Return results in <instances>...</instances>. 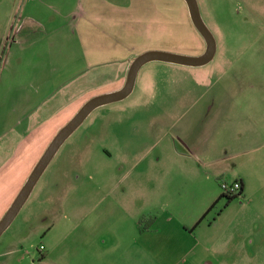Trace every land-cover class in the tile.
<instances>
[{
    "label": "rangeland",
    "instance_id": "rangeland-1",
    "mask_svg": "<svg viewBox=\"0 0 264 264\" xmlns=\"http://www.w3.org/2000/svg\"><path fill=\"white\" fill-rule=\"evenodd\" d=\"M197 2L216 41L213 61L199 68L148 63L138 72L131 95L93 111L55 155L1 235L0 264H104L105 255L87 247L107 243V233L112 243L120 244L129 239V230L136 232L135 222L145 215L161 216L166 213L162 208L170 207L180 212L187 203L199 205L210 192L223 195L220 180L232 182L234 176L210 185L203 173L211 176L232 168L228 154L250 176L246 210L240 212L238 199L228 206L222 197L207 222L223 214L215 227L221 231L228 223L221 222L236 213L264 214V152L255 162L242 160L264 136V0ZM18 7L16 0H0V91L2 85L15 84L12 77L2 76L9 69L6 60L14 41L10 23L7 30L5 26L16 19ZM182 34L189 38L183 27ZM24 67L28 72V65ZM120 73V66L113 68L90 90ZM249 106L254 110L243 108ZM249 112L256 114L251 120ZM178 152L192 159L178 157ZM217 158L222 160L209 163ZM194 167L199 168L198 181L187 193ZM167 169L174 170L167 174ZM10 179L0 181V194L9 189ZM160 184L168 187L167 194L159 193ZM100 199L115 200L117 209L105 207L99 216L90 212Z\"/></svg>",
    "mask_w": 264,
    "mask_h": 264
},
{
    "label": "crops",
    "instance_id": "crops-1",
    "mask_svg": "<svg viewBox=\"0 0 264 264\" xmlns=\"http://www.w3.org/2000/svg\"><path fill=\"white\" fill-rule=\"evenodd\" d=\"M16 1L19 5L16 19L5 26L7 30L10 23L14 41L6 60L9 69L2 76V80L12 77L15 84L2 85L0 91V139L8 136L0 144V159H4L0 160V181L12 179L9 189H3L0 194V218L57 133L87 101L122 89L129 68L139 55L161 51L200 56L206 49L184 0ZM182 27L189 38L183 37ZM28 61L31 64H27L26 72L22 68L26 69ZM117 66L121 67L118 79L90 90ZM243 108L254 110L250 106ZM255 115L249 112L250 120ZM252 122L254 125L258 121ZM260 152H264L263 135L257 147L243 155L242 160L255 162ZM176 155L192 159L186 153ZM226 159L232 168L211 176L203 173V181L211 185L214 179H230L233 175L242 184V196L237 198L242 212L246 210L250 176L238 169L240 161L235 155L228 154ZM221 160L210 159L209 163ZM198 169H193L194 183H190L187 193L196 188ZM170 170L174 169H167V174H172ZM158 190L164 195L168 187L160 184ZM212 193L199 205L191 202L181 206L180 212L170 207L162 208L166 213L161 216L145 215L155 217L147 230L140 232L138 219L136 232L129 230V239L123 243H112V235L107 233V243L91 244L87 251L102 252L104 264H264V214L255 210L247 216L236 213L228 220L226 217L221 222H228L224 223L226 227L217 231L215 227L223 214L207 222L213 209L206 212L221 196ZM105 207L113 211L118 205L115 200L100 199L90 212L98 215ZM163 207H166L164 202Z\"/></svg>",
    "mask_w": 264,
    "mask_h": 264
},
{
    "label": "water",
    "instance_id": "water-1",
    "mask_svg": "<svg viewBox=\"0 0 264 264\" xmlns=\"http://www.w3.org/2000/svg\"><path fill=\"white\" fill-rule=\"evenodd\" d=\"M189 11L193 26L206 44L204 53L200 56H185L161 51H149L139 55L131 64L125 85L119 91L99 95L87 101L77 114L57 133L42 157L32 170L23 187L15 197L6 214L0 220V237L17 217L34 187L42 177L63 143L83 124L87 117L97 108L126 99L133 92L139 70L151 62H163L184 67L199 68L213 61L216 54V41L202 19L197 0H184Z\"/></svg>",
    "mask_w": 264,
    "mask_h": 264
},
{
    "label": "built area",
    "instance_id": "built-area-1",
    "mask_svg": "<svg viewBox=\"0 0 264 264\" xmlns=\"http://www.w3.org/2000/svg\"><path fill=\"white\" fill-rule=\"evenodd\" d=\"M220 188L226 197L239 196L242 191V184L239 180L229 182L228 180H220ZM40 251H44V247H40Z\"/></svg>",
    "mask_w": 264,
    "mask_h": 264
},
{
    "label": "trees",
    "instance_id": "trees-1",
    "mask_svg": "<svg viewBox=\"0 0 264 264\" xmlns=\"http://www.w3.org/2000/svg\"><path fill=\"white\" fill-rule=\"evenodd\" d=\"M241 196H242V191H241V193H240L239 196H234V197H226L225 195H221V196L219 197V199H218L217 201H215V202L213 203V205L208 209V211L206 212V214H207L208 212H210V210H212V209L215 208L216 204L218 203V201H219L222 197L227 198V201L229 202V201H232V200H234V199L240 198ZM206 214L202 217L201 220H203V219L205 218ZM154 221H155V217H149V218H144V217H143V218H141V219L139 220V226H140V227H139V230H140V232H143V231L147 230V229L151 226V224H152Z\"/></svg>",
    "mask_w": 264,
    "mask_h": 264
},
{
    "label": "flooded vegetation",
    "instance_id": "flooded-vegetation-1",
    "mask_svg": "<svg viewBox=\"0 0 264 264\" xmlns=\"http://www.w3.org/2000/svg\"><path fill=\"white\" fill-rule=\"evenodd\" d=\"M67 140H68V139H67ZM67 140H66V141H67ZM66 141L63 143V145H65ZM63 145H62L61 147H63ZM60 149H61V148H60ZM60 149H59V150H60ZM59 150H58V151H59ZM51 162H52V161H51Z\"/></svg>",
    "mask_w": 264,
    "mask_h": 264
}]
</instances>
